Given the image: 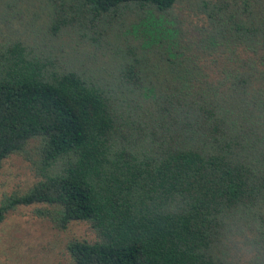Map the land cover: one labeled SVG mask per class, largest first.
Here are the masks:
<instances>
[{
    "label": "trees",
    "instance_id": "16d2710c",
    "mask_svg": "<svg viewBox=\"0 0 264 264\" xmlns=\"http://www.w3.org/2000/svg\"><path fill=\"white\" fill-rule=\"evenodd\" d=\"M176 1L0 0L47 8L36 45L0 39V167L35 140L40 176L0 222L34 203L87 222L73 264H264V0H194L192 62ZM85 30L99 63L76 59Z\"/></svg>",
    "mask_w": 264,
    "mask_h": 264
},
{
    "label": "rangeland",
    "instance_id": "374dc122",
    "mask_svg": "<svg viewBox=\"0 0 264 264\" xmlns=\"http://www.w3.org/2000/svg\"><path fill=\"white\" fill-rule=\"evenodd\" d=\"M188 2L189 5L185 0H177L172 10V15L177 17L180 22L179 30L175 35L177 44L173 47V50L183 53L184 58L191 55L190 62H192L195 57L197 59L202 58L204 53L201 52L202 50L197 45L196 39L189 32L191 30L189 28L196 22V16L194 15V6H190L193 5L194 0ZM18 9H20L19 13L16 12ZM45 12H47L45 6L31 4L26 6L25 9L24 4L19 3L18 8H15L14 11L11 10L7 18H0V39L8 36L25 40L31 46L36 45L34 34L39 31V28L47 19V13ZM124 30L125 28L117 29L116 35L122 32L123 37L126 36L131 40L134 36L133 31L123 32ZM84 32L86 36L82 38L83 40H76L78 53L80 54H76V59L89 61L86 63L90 65V59H92V62H96L97 56L99 63L101 56L96 50L95 44L90 42L92 34L89 30ZM64 39L67 38L60 39V43ZM85 54L91 56L94 54L95 56L88 59ZM59 61L64 62L63 59H59ZM176 61L181 62L182 66L188 63L187 60L180 58H177ZM35 142V140H30L27 143L26 149L28 152L12 153L2 160L0 167V201L3 197L24 193L36 180L40 179L32 153L36 147ZM50 210L51 208L47 204L34 203L16 205L5 212L0 222V264H73L66 251V243L71 239L91 241L95 239L94 231L87 222L83 221H72L67 223L65 228H58L55 226L51 213H47ZM235 236L236 234L233 235V237ZM230 254L236 256L240 264H243V260L250 258L241 246L234 249L228 247L227 255Z\"/></svg>",
    "mask_w": 264,
    "mask_h": 264
}]
</instances>
